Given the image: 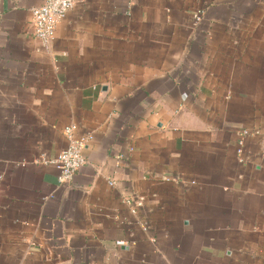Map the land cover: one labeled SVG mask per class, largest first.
Masks as SVG:
<instances>
[{"label": "crops", "instance_id": "obj_1", "mask_svg": "<svg viewBox=\"0 0 264 264\" xmlns=\"http://www.w3.org/2000/svg\"><path fill=\"white\" fill-rule=\"evenodd\" d=\"M42 1L0 0V264H264V0H83L49 50Z\"/></svg>", "mask_w": 264, "mask_h": 264}, {"label": "built area", "instance_id": "obj_2", "mask_svg": "<svg viewBox=\"0 0 264 264\" xmlns=\"http://www.w3.org/2000/svg\"><path fill=\"white\" fill-rule=\"evenodd\" d=\"M83 0H43L42 3L31 10V22L34 27L35 37L41 42L46 50L55 38V32L58 23L63 20L75 5ZM202 11H198L195 15L196 22L201 20ZM76 125H68L64 129V133L69 140L67 148L59 152L56 156L50 158L47 154H43L39 162L50 164L56 167L60 173V181L63 183L70 182L77 171L87 162L85 149L89 141V135L77 136ZM250 132L242 129L240 138L237 143V152L243 155L247 137ZM114 185L115 181H110Z\"/></svg>", "mask_w": 264, "mask_h": 264}]
</instances>
